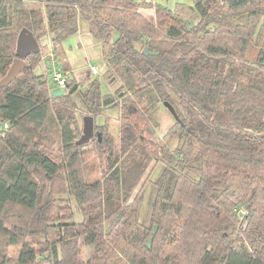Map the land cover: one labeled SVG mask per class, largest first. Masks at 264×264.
I'll list each match as a JSON object with an SVG mask.
<instances>
[{
  "label": "trees",
  "instance_id": "16d2710c",
  "mask_svg": "<svg viewBox=\"0 0 264 264\" xmlns=\"http://www.w3.org/2000/svg\"><path fill=\"white\" fill-rule=\"evenodd\" d=\"M80 17L100 43L102 77L117 85L102 92L98 77L77 81L61 66L67 86L52 95L53 67H35L58 65ZM20 31L36 42L0 88V264H264V0L172 9L141 0H0V77ZM164 101L175 116L157 137L154 109ZM107 107L117 110V147L107 122L95 123ZM78 113L91 115L98 132L81 144ZM90 157L100 177L87 180ZM156 167L145 225L143 191L132 194ZM68 196L80 211L76 224ZM236 215L246 222L237 237ZM45 227L55 238L41 247L34 236ZM81 243L93 247L84 260ZM8 246H18L13 261Z\"/></svg>",
  "mask_w": 264,
  "mask_h": 264
},
{
  "label": "rangeland",
  "instance_id": "374dc122",
  "mask_svg": "<svg viewBox=\"0 0 264 264\" xmlns=\"http://www.w3.org/2000/svg\"><path fill=\"white\" fill-rule=\"evenodd\" d=\"M144 1L146 3H159L162 5H165L169 8H174L176 3L178 2H183L185 4H192L194 3V0H141ZM141 10L147 15V16H151L150 12H148V9L146 7H142ZM79 21H82V18L80 17L78 19ZM115 36H117L116 32H113L112 34V38H115ZM45 38L42 39V42H45ZM102 63L104 64L103 61V57H102V53L101 54H96L94 57H91L89 59V64H93L94 67H96V74H94V76L98 77L99 81H100V87H101V91L102 92H111L113 91L114 87L117 85L115 84H111L108 83L101 75L102 70H100ZM54 64H52L50 66V68L52 69V67ZM61 65V64H60ZM62 66V65H61ZM116 113L117 110L114 107H107L103 113V115H98L95 118V123H102L103 121L107 122V129L108 131L112 134L113 139H114V144L117 147L118 145V137H119V129H118V120L116 118ZM78 123L80 125H82V117L83 115L78 113ZM154 117L157 120V126L155 127V135L157 137L161 136V134L173 123V117L172 114L169 112V110L167 109V107L165 105H163V103H159L156 108L154 109ZM106 119V120H105ZM96 129V128H95ZM157 169L158 167L154 168L153 171L151 172L149 179L146 180V182L144 183L143 186H141V184H143V180L137 185V187L135 188L134 192L132 195H134L137 191H139V189H141L143 191V197L139 202V217L138 220L142 223H144L145 225H149V206L147 203V197H149V195L151 194L152 191V187L150 184V180L153 179L156 174H157ZM149 170V167L148 169ZM85 177L87 180H92V179H97L100 177L99 174V170L97 168V159L95 157H90L86 163H85ZM145 181V180H144ZM141 192V191H140ZM66 196V195H63ZM68 198V202L71 208V222L73 224H76L78 221L81 220V215H80V211L75 203V201L73 200V198L70 196L67 197ZM241 212L243 211V213H247L245 208L243 206ZM65 211V210H64ZM239 211V213H241ZM237 216V215H236ZM60 217L59 219H64L62 218L59 214L57 216V218ZM59 221V220H58ZM57 220H54V222H49V224H52V226L54 224H56V222H58ZM245 226L246 222L244 221L243 217H241V215L237 216V220H236V226L235 229L233 230V233L235 234L234 236L237 237V234L240 235V228L239 226ZM149 227V226H148ZM46 231L42 234H37L36 236H34L36 239H38L39 241H41V247L45 246V242L51 241V239H54L55 237V228H49V227H45ZM60 228V227H59ZM153 231V230H152ZM157 231V227L155 228V232ZM151 232V230H150ZM154 234L151 238L150 244L148 247L151 246L152 242H153V238H154ZM31 238V237H30ZM147 241V240H146ZM37 246V247H39ZM17 250H18V246H8L6 249V253L8 256L11 257L12 261L15 259L16 254H17ZM79 259H87L89 258L92 254H93V247L85 245L83 243L80 244L79 247ZM37 264H46L45 261H43L42 259H38L37 260Z\"/></svg>",
  "mask_w": 264,
  "mask_h": 264
},
{
  "label": "crops",
  "instance_id": "0c3cea01",
  "mask_svg": "<svg viewBox=\"0 0 264 264\" xmlns=\"http://www.w3.org/2000/svg\"><path fill=\"white\" fill-rule=\"evenodd\" d=\"M148 9V8H147ZM148 12L151 13V10L148 9ZM46 40L44 43L48 47L51 46L50 37L47 34L44 37ZM63 50V57L55 62L61 64L69 76L75 78L77 81L88 79L94 76L90 71L89 59L94 57L96 54H101L100 43L93 37V35L88 31L87 22L82 19L78 20V29L77 31L66 38L61 44ZM54 64L46 59L42 60L35 67V71L38 73L44 72L45 67ZM101 66L100 70L103 69Z\"/></svg>",
  "mask_w": 264,
  "mask_h": 264
},
{
  "label": "water",
  "instance_id": "95a60500",
  "mask_svg": "<svg viewBox=\"0 0 264 264\" xmlns=\"http://www.w3.org/2000/svg\"><path fill=\"white\" fill-rule=\"evenodd\" d=\"M35 39L32 34L29 32L20 31L16 41V54L17 56L10 63L6 73L0 77V88L10 83L16 75L21 71V69L25 66V56L29 50V48L35 45ZM142 53L149 54L151 53L147 46L142 49ZM67 86V82L65 81V87ZM76 84L72 85L68 89V92H71L73 88H75ZM65 88L62 87H54L51 90L52 95H59L63 93ZM163 105L167 107L172 116H175V112L173 107L167 102L164 101ZM94 134H98V132L94 131V121L91 115H83L82 117V127L81 134L79 138L75 141L76 144H81L87 142ZM155 228L152 231V234L148 237L146 241V246H149L151 238L155 232Z\"/></svg>",
  "mask_w": 264,
  "mask_h": 264
},
{
  "label": "built area",
  "instance_id": "2783aa9c",
  "mask_svg": "<svg viewBox=\"0 0 264 264\" xmlns=\"http://www.w3.org/2000/svg\"><path fill=\"white\" fill-rule=\"evenodd\" d=\"M90 71L96 73V67L90 66ZM52 77L56 82V87L65 88V72L62 69L61 65H54L52 69Z\"/></svg>",
  "mask_w": 264,
  "mask_h": 264
}]
</instances>
